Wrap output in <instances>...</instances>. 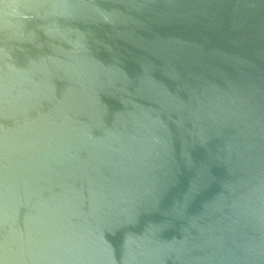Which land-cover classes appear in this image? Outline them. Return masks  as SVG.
Instances as JSON below:
<instances>
[{"label":"water","instance_id":"obj_1","mask_svg":"<svg viewBox=\"0 0 264 264\" xmlns=\"http://www.w3.org/2000/svg\"><path fill=\"white\" fill-rule=\"evenodd\" d=\"M0 264H264V0H0Z\"/></svg>","mask_w":264,"mask_h":264}]
</instances>
